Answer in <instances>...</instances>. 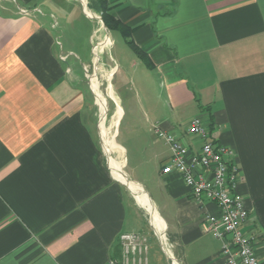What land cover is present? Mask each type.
Listing matches in <instances>:
<instances>
[{
  "label": "crops",
  "instance_id": "obj_1",
  "mask_svg": "<svg viewBox=\"0 0 264 264\" xmlns=\"http://www.w3.org/2000/svg\"><path fill=\"white\" fill-rule=\"evenodd\" d=\"M108 3L152 63L121 49L112 73L122 75L128 142L139 162L157 164L153 195L143 189L173 256L226 264L223 241L202 227L218 207L193 198L179 172L161 171L171 151L156 130L196 151L201 139L187 127L199 116L210 139L233 151L249 210L242 230L264 264V0ZM86 9L79 0H0V264H105L122 258L128 232L145 247L128 264H173L150 215L109 168L83 70L89 35L83 43L77 32Z\"/></svg>",
  "mask_w": 264,
  "mask_h": 264
},
{
  "label": "built area",
  "instance_id": "obj_2",
  "mask_svg": "<svg viewBox=\"0 0 264 264\" xmlns=\"http://www.w3.org/2000/svg\"><path fill=\"white\" fill-rule=\"evenodd\" d=\"M79 1L85 7L87 6V0ZM20 10L26 12L23 8ZM95 16L100 19L98 15L95 14ZM61 58L65 59L66 55H61ZM93 64V73L88 74L86 64L83 65V70L85 77H89L90 89L95 93L92 89V75L96 73L94 57ZM95 77L97 78V75ZM106 109L103 111L105 120ZM101 115L102 110L100 109L99 122ZM98 128L100 131L99 123ZM187 132L195 134L201 139L198 150L192 151L173 133L156 130L158 137L165 140L171 151L169 159L162 166L161 171L163 173L179 172L189 186L193 198L201 203L213 202L218 207V214L209 212L204 214L202 227L204 231L223 241L222 253L226 258V264H259L254 252L253 237L242 230V224L247 219L249 210L244 203L242 194L237 191L240 170L233 161V151L210 139L209 131L199 116L191 119ZM155 231L165 250L171 251L169 255L174 264V261L177 260L172 254V245L168 242L165 231L164 243L156 228ZM120 240L123 246L122 258H109L105 264H128L130 253L141 254L145 248L143 240L137 233H122Z\"/></svg>",
  "mask_w": 264,
  "mask_h": 264
},
{
  "label": "rangeland",
  "instance_id": "obj_3",
  "mask_svg": "<svg viewBox=\"0 0 264 264\" xmlns=\"http://www.w3.org/2000/svg\"><path fill=\"white\" fill-rule=\"evenodd\" d=\"M88 8L89 7L87 6V9ZM88 11L90 12V14L87 16L86 26L84 25V21H80L81 19H79L78 22L81 23L79 24V30L77 32L79 35V39L82 40L83 43L86 40L85 36L89 35V39H88L89 43H86L87 49L89 47L91 48V53H90L91 58L88 64H86L88 69V74L93 73L92 72L94 66L93 57L96 62L95 64L96 73L92 75V89L94 90L95 93H93L92 90L91 92H92L93 103L96 109L97 125L99 123L100 126L99 132H100L101 144L106 155L108 154L107 159H108L109 168L110 170H113L112 165L110 163V158L114 159L118 164L122 163L121 168L119 167L121 170V176L125 180L126 179L129 180L127 181L129 182V184L131 182L135 184L136 185L135 188L137 190H140V192H142L141 191V185H142L147 192L153 195L152 175L155 171L157 164L138 161L139 155L136 152L135 148H133L129 144L127 139L128 132L126 128H127L128 116L125 115L123 118L121 117L119 118L121 114V108L118 117L116 116V108L117 105H119V95L122 94V89H120V87L123 85V83H122V75L119 69L117 70L116 68L115 73L113 75L112 73L114 71L113 66L119 63V53H121V49L125 50L127 54H133V53L130 47L126 44L124 37L119 31L107 30V28L105 27L102 21L100 13H96L89 9ZM95 14L98 15L100 19L96 17ZM98 43L100 47V52L95 56L94 50ZM92 47L94 53L92 52ZM98 56H99V60H98ZM96 75L97 78L95 77ZM191 77L193 79L192 75ZM85 78L89 85L88 82L89 77L88 78L85 77ZM189 79H190V85L192 86V88H195V86H197V82L192 80L191 78ZM108 86L112 88V91L116 96L117 102L108 93ZM105 108H107L106 120L103 114ZM100 109L102 110V115L99 122ZM186 112H187V118L185 119L191 118V116L193 115L192 114L193 110L187 107V109H185V113ZM103 131H106V137L111 143L110 144L106 142L105 139V142L107 143L106 146L104 145L105 143H104ZM108 135L110 136V139L108 138L109 137ZM111 139L114 143L111 141ZM119 144L123 146L124 150H122ZM116 146H118L120 150L114 149ZM118 174H119V170H118ZM118 174L116 175V173L112 172V175L116 179L118 177ZM135 180L141 183V185ZM127 187L132 192V189L129 187L128 184ZM139 204L141 206L145 205L142 202Z\"/></svg>",
  "mask_w": 264,
  "mask_h": 264
},
{
  "label": "bare ground",
  "instance_id": "obj_4",
  "mask_svg": "<svg viewBox=\"0 0 264 264\" xmlns=\"http://www.w3.org/2000/svg\"><path fill=\"white\" fill-rule=\"evenodd\" d=\"M86 12L87 14L89 15L90 12L88 11V9H86ZM95 56L96 54H98L100 52V47H99V43L96 45L95 47ZM108 93L110 94V96L117 102V99H116V96L114 95L113 91H112V88L110 86H108ZM119 111H120V107L119 105H117V108H116V116L118 117L119 115ZM109 136V135H108ZM103 137H104V145L106 146L107 143H110V141L107 139L106 137V131H103ZM110 139V136L108 137ZM105 139H106V142H105ZM112 141V139H111ZM113 142V141H112ZM114 143V142H113ZM111 144V143H110ZM114 149H119L120 148L118 146H116ZM108 155V154H107ZM110 163L112 165V169L111 170L112 172L116 173V175L118 174V170H119V174H118V177L117 179L119 181H121L122 183H124L126 186L127 184L129 185V187L132 189V192H133V196L136 200V202L139 204V203H144L145 205L144 206H140L142 208H144L147 213L150 215L151 217V222L153 223L154 227L156 228V230L158 231V233H160V237L162 239V242L164 243V240H165V234H164V231H165V224L162 220V218L159 216V214L157 213V211L155 210V208L153 207V204L151 203L150 199L148 198L147 194L145 193V190L143 189V187L141 186V191L143 192H140V190H137L135 188V184H133L132 182L129 184V180H125L122 176H121V170L119 168V164L112 158H110ZM115 163V164H113ZM124 179V180H123ZM127 182V183H126ZM167 253L170 254L171 251L170 250H167ZM174 264H178L177 261H174Z\"/></svg>",
  "mask_w": 264,
  "mask_h": 264
},
{
  "label": "trees",
  "instance_id": "obj_5",
  "mask_svg": "<svg viewBox=\"0 0 264 264\" xmlns=\"http://www.w3.org/2000/svg\"><path fill=\"white\" fill-rule=\"evenodd\" d=\"M88 9L100 13L102 21L107 28V30H117L125 38L126 44L130 47L133 53L141 59L145 65L152 66V63L147 56V53L141 49L135 42L131 39V30L120 20L116 19L110 12L111 7L109 6L108 0H87Z\"/></svg>",
  "mask_w": 264,
  "mask_h": 264
}]
</instances>
